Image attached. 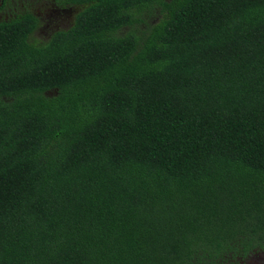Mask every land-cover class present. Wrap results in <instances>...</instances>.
I'll return each mask as SVG.
<instances>
[{
    "label": "trees",
    "instance_id": "trees-1",
    "mask_svg": "<svg viewBox=\"0 0 264 264\" xmlns=\"http://www.w3.org/2000/svg\"><path fill=\"white\" fill-rule=\"evenodd\" d=\"M69 2L0 22V264L264 257V0Z\"/></svg>",
    "mask_w": 264,
    "mask_h": 264
},
{
    "label": "flooded vegetation",
    "instance_id": "flooded-vegetation-1",
    "mask_svg": "<svg viewBox=\"0 0 264 264\" xmlns=\"http://www.w3.org/2000/svg\"><path fill=\"white\" fill-rule=\"evenodd\" d=\"M47 2L34 8L32 1L20 2L19 9H15L14 0H0V22H8L23 14L32 15L37 22L35 30L30 37L48 40L51 36L62 30H69L75 17L83 9V4H72L70 0H46ZM45 23L41 32L40 24ZM41 35H43L41 37ZM46 38V39H45Z\"/></svg>",
    "mask_w": 264,
    "mask_h": 264
},
{
    "label": "rangeland",
    "instance_id": "rangeland-1",
    "mask_svg": "<svg viewBox=\"0 0 264 264\" xmlns=\"http://www.w3.org/2000/svg\"><path fill=\"white\" fill-rule=\"evenodd\" d=\"M24 1H28V3H30L32 1V6L34 8H37L38 6H42L41 4L46 3V0H14L15 5V9L18 10L20 7V2H24ZM142 18L144 19L145 23H153L155 20V16L154 14L151 12H147L145 13ZM45 23H41L40 24V29L41 32L43 31V27H44ZM43 35H41L42 37ZM46 39V38H45ZM247 264H264V257H259V258H252L251 261H249Z\"/></svg>",
    "mask_w": 264,
    "mask_h": 264
}]
</instances>
